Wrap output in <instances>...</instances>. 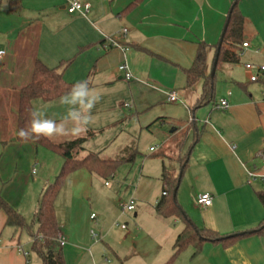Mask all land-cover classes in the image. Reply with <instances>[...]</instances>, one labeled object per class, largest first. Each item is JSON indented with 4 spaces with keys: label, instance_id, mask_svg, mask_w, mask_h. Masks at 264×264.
Segmentation results:
<instances>
[{
    "label": "crops",
    "instance_id": "crops-1",
    "mask_svg": "<svg viewBox=\"0 0 264 264\" xmlns=\"http://www.w3.org/2000/svg\"><path fill=\"white\" fill-rule=\"evenodd\" d=\"M80 1L91 5L85 16L69 14L67 0H0V49L6 51L0 63V195L28 225L9 226L0 212V264H42L32 250L35 216L42 193L64 164L61 155L17 139L21 91L38 62L57 68L71 61L64 81H87L99 97L90 123L79 133L64 119L67 106L60 98L34 99L32 106L41 108L43 118L64 124L65 134L50 138L53 143L84 139L83 155L109 160L137 153L132 163L118 166L134 190L136 207L129 212L133 231L120 228L117 241L110 193L118 168L108 179L85 169L65 179L55 217L66 241L60 247L66 264H165L185 226L178 215L157 214L163 192H169L165 171L179 178L177 201L197 227L221 237L259 227L264 220L257 198L264 190V78L251 82L245 64L264 66V0L239 1L243 43L249 47L241 49L239 63L217 64L211 77L214 95L205 102L204 80L188 87L186 71L203 43L211 76L233 0H143L132 7L134 0ZM121 64L128 66L130 80L118 70ZM172 92L177 102L168 100ZM222 99L227 110L216 108ZM249 172L257 177L249 178ZM202 193L213 199L207 209L196 204ZM172 264H264V236L205 242L198 253L191 244Z\"/></svg>",
    "mask_w": 264,
    "mask_h": 264
},
{
    "label": "trees",
    "instance_id": "trees-1",
    "mask_svg": "<svg viewBox=\"0 0 264 264\" xmlns=\"http://www.w3.org/2000/svg\"><path fill=\"white\" fill-rule=\"evenodd\" d=\"M143 0H134L135 6ZM240 0H233L229 15L228 26L223 43L219 51L218 63L237 64L240 60V51L243 44L244 17L238 4ZM218 47V45H217ZM71 61L63 63L57 68H49L42 62H38L34 69L31 83L22 89L19 106V118L17 133L23 129L28 132L26 137L17 135L19 141H28L37 146L44 147L53 153L59 154L64 159V164L55 180L48 185L41 195L39 208L35 216L38 231L34 236L32 250L42 260V264H66L63 252L58 243L59 229L55 217V202L61 191L67 176L75 170L85 169L90 173L99 175L104 179L110 178L118 166L123 162L132 163L136 157V151H130L126 157L117 160L103 159L97 153L85 152L84 139H77L67 143L56 144L49 138H34L30 132L34 99L52 101L71 91L73 84H67L63 79V71ZM207 51L206 45L200 44L193 66L186 71L187 85L191 87L200 79L204 80L202 102L211 100L214 95V80L206 75ZM186 157L182 159L183 164ZM169 192L156 206L157 214L162 217L178 215L184 222L183 231L177 236L173 247V254L165 264H172L177 256L189 245L193 244L196 253L200 251L205 242L230 243L243 236L258 234L264 236V220L255 230L245 234H235L229 237H221L217 232L197 227L192 220L185 216L174 192L179 186V178L171 173L164 172L162 176ZM257 198L264 208V190L257 192ZM7 216V225L25 229L28 227L24 218L19 215L0 195V212Z\"/></svg>",
    "mask_w": 264,
    "mask_h": 264
},
{
    "label": "clouds",
    "instance_id": "clouds-1",
    "mask_svg": "<svg viewBox=\"0 0 264 264\" xmlns=\"http://www.w3.org/2000/svg\"><path fill=\"white\" fill-rule=\"evenodd\" d=\"M98 100L99 97L93 94L87 81L83 80L73 84L71 91L60 97L59 103L67 106L64 119L70 120L77 125V127L72 129L74 133H79L90 123L91 110ZM43 116L44 113L39 106L33 108L30 132L34 138L45 137L50 139L53 136L65 134L66 129L63 123H57L55 120L43 118ZM17 135L26 137L28 132L21 129Z\"/></svg>",
    "mask_w": 264,
    "mask_h": 264
},
{
    "label": "built area",
    "instance_id": "built-area-1",
    "mask_svg": "<svg viewBox=\"0 0 264 264\" xmlns=\"http://www.w3.org/2000/svg\"><path fill=\"white\" fill-rule=\"evenodd\" d=\"M15 1V0H12ZM67 11L69 14L74 13H80L82 15H86L91 10V5L88 2H82L80 0H67ZM249 47L248 43H243L242 49H246ZM6 55V51L3 49H0V63L2 62L3 58ZM241 55V51H240ZM245 69L250 73L249 80L251 82H257L261 77L264 78V66H258L252 63L245 64ZM118 70L123 73L126 80H130L132 78V74L126 64H121L118 67ZM170 102H177V95L175 92L170 93L169 99ZM217 109L220 110H227L229 108L228 101L226 99L220 100L218 105L216 106ZM156 150V147L151 148V151ZM36 169H34L35 173ZM249 178L255 179L257 175L255 173L249 172L248 173ZM168 194V191L165 190L162 194V196H166ZM196 204L200 208L207 209L212 206L213 199L212 196L209 193H202L197 195L196 198ZM121 209L124 212H132L135 209V200L130 199L128 203L121 204ZM92 219H96L97 216L95 214H92ZM122 229L126 230L127 228L123 225L121 226ZM58 243L60 247H63L66 244V241L59 236L58 237Z\"/></svg>",
    "mask_w": 264,
    "mask_h": 264
},
{
    "label": "rangeland",
    "instance_id": "rangeland-1",
    "mask_svg": "<svg viewBox=\"0 0 264 264\" xmlns=\"http://www.w3.org/2000/svg\"><path fill=\"white\" fill-rule=\"evenodd\" d=\"M123 168H118L117 172H116V179H114V189L112 190L111 194V198H112V202L110 204V211H112V213H114V215L112 216V221H113V229L116 232L115 236H116V240H119L121 237V232H120V228L121 226H125L127 228V231L129 230L130 232L133 231L134 229V218H132V214L129 215L128 212H124L121 209V204L124 203H128L130 201L131 198H133V194H134V190H132V188L130 187V182L128 180L127 177H124L123 172H122ZM118 183H121L118 184ZM135 207H136V203H135ZM96 216L98 214H95ZM132 219H131V218ZM119 231V232H117Z\"/></svg>",
    "mask_w": 264,
    "mask_h": 264
},
{
    "label": "water",
    "instance_id": "water-1",
    "mask_svg": "<svg viewBox=\"0 0 264 264\" xmlns=\"http://www.w3.org/2000/svg\"><path fill=\"white\" fill-rule=\"evenodd\" d=\"M228 22L229 21L227 19V22H226L224 30L222 32L220 41L218 43V47H217V51H216V55H215V59H214V63H213V69H212V72H211V77H214V75H215V70H216V67H217V64H218L219 51H220L222 43H223V38H224L225 32L227 30ZM176 194H177V191L174 192L175 196H176Z\"/></svg>",
    "mask_w": 264,
    "mask_h": 264
}]
</instances>
